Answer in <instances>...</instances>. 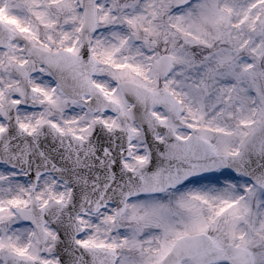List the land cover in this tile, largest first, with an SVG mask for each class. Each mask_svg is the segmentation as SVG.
Instances as JSON below:
<instances>
[{"label":"snow or ice","instance_id":"snow-or-ice-1","mask_svg":"<svg viewBox=\"0 0 264 264\" xmlns=\"http://www.w3.org/2000/svg\"><path fill=\"white\" fill-rule=\"evenodd\" d=\"M0 264H264V0H0Z\"/></svg>","mask_w":264,"mask_h":264}]
</instances>
